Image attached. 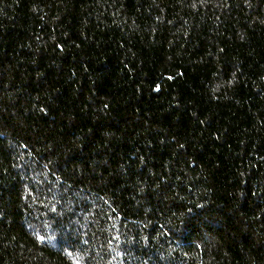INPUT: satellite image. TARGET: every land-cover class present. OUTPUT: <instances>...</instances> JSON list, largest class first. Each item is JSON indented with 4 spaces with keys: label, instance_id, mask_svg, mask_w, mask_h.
I'll list each match as a JSON object with an SVG mask.
<instances>
[{
    "label": "trees",
    "instance_id": "16d2710c",
    "mask_svg": "<svg viewBox=\"0 0 264 264\" xmlns=\"http://www.w3.org/2000/svg\"><path fill=\"white\" fill-rule=\"evenodd\" d=\"M0 264H264V0H0Z\"/></svg>",
    "mask_w": 264,
    "mask_h": 264
},
{
    "label": "snow or ice",
    "instance_id": "6c2138e0",
    "mask_svg": "<svg viewBox=\"0 0 264 264\" xmlns=\"http://www.w3.org/2000/svg\"><path fill=\"white\" fill-rule=\"evenodd\" d=\"M39 239H40L41 241H43L44 238H43V237H40Z\"/></svg>",
    "mask_w": 264,
    "mask_h": 264
}]
</instances>
